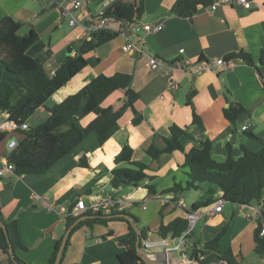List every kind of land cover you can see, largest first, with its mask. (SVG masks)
<instances>
[{
	"label": "crops",
	"instance_id": "obj_1",
	"mask_svg": "<svg viewBox=\"0 0 264 264\" xmlns=\"http://www.w3.org/2000/svg\"><path fill=\"white\" fill-rule=\"evenodd\" d=\"M38 1H2L0 21L7 16L12 17L23 24L22 29L26 28L29 32L34 29L38 33L39 40L27 53L43 64L50 76L57 72L67 57L78 54L81 42L90 41L85 24L101 12L116 17L121 13L137 26L162 23L163 29L157 33H146L138 27L129 34V38L137 43L136 47L146 52V57L136 52H124L122 48L127 40L117 31H105L116 34V37L87 53V68L34 115L44 113L39 119L45 122L51 107L79 92L97 76L126 73L133 76L131 88L140 96L135 107L143 119L139 124H134V113L128 110L119 121V131L104 145L100 144L97 133H92L75 149L73 155L64 158L45 174H6L0 177L3 217L7 222H18L20 238L26 247V250H17L16 254L27 264H48L56 241L71 230L70 246L62 264H122L118 255L126 250V246L120 241L132 237L128 223L112 220L107 225L82 226L73 231L78 222L88 217H81L68 230L65 229L64 221L71 207L73 215L78 216L76 208L79 200H84L89 207L110 197H127L130 204L122 212L140 219V228L149 229L148 239L140 247L148 256L144 243L147 241L154 245L150 251L156 256L150 264H185L178 251H168L166 254L167 249L177 244V238L162 237L159 234L160 225L162 222L168 224L177 218H185L186 212L194 211L192 208L197 202L216 201L224 197L222 191L216 186L200 185L195 191L203 194L199 199L198 195H194L195 201L189 208L185 201L188 191L178 194L176 197L179 200L172 202L176 194L150 195L145 187L140 191L123 187L115 189L111 185L113 170L118 167L134 168L133 163L116 165L115 158L126 146H131L133 160L149 165L146 173L155 178L150 184L161 192L171 189L175 184L185 188L190 181L185 153H166L158 160H153L148 154L152 147L160 150L166 147L165 140L171 137L175 126L186 132L182 137L186 152L201 148L209 140L217 161L225 160L228 145L232 147L235 157L241 156V145L254 152L264 147V63L259 72L256 67L242 60L232 59L236 62L232 70L214 68L200 75L181 72L169 66L159 72L148 67V57H158L168 65L177 60L197 64L203 60L226 59L234 53H248L256 63L262 57L264 60V0H255V5L259 7L252 10L220 7L213 14L207 12V7L200 6L192 18H181L172 13L178 0H83L84 12L75 13L81 24L75 27H71L60 14L62 8L70 7L69 0H42L41 4ZM69 46L73 49L70 55L67 54ZM181 50L184 52L181 53ZM5 77L7 79V74ZM173 79L177 88L171 91L169 86ZM1 82L0 101L7 89V84L1 88ZM127 94L126 90L114 92L102 103L101 108L119 111L127 101ZM226 96L247 109L236 125H232L224 116V109L229 106ZM194 113L200 123L194 122ZM5 115L0 111V118ZM96 117V114H90L82 120V124L88 125ZM31 119L28 124L33 127ZM244 126L246 130H243ZM0 149V154H4L5 142L0 143ZM82 157L87 158L88 168L80 166ZM35 194L41 199H34ZM179 201L184 202L185 209L177 206ZM144 203L146 209L142 207ZM263 207L264 202L244 207L228 204L230 214L225 213L224 207L222 212L205 219L190 236L192 247L187 252L189 262L186 264H199L191 256L194 248H202L204 243L225 228L228 231L221 240V252L231 249L238 264H264V256L255 253L254 241V230L261 219ZM89 212L94 213L89 209L79 215ZM11 261L10 254L7 255L0 248V264H11Z\"/></svg>",
	"mask_w": 264,
	"mask_h": 264
},
{
	"label": "trees",
	"instance_id": "obj_2",
	"mask_svg": "<svg viewBox=\"0 0 264 264\" xmlns=\"http://www.w3.org/2000/svg\"><path fill=\"white\" fill-rule=\"evenodd\" d=\"M213 0H178L172 9V13L181 18H192L197 14L200 6L207 7ZM107 14V13H106ZM108 15V14H107ZM117 16V15H116ZM118 18L131 21L129 18L118 14ZM23 24L12 17H5L0 21V81L5 74L8 75V85L4 97L0 101V111L10 115V119L21 125L29 120L41 109L46 107L54 95L65 87L79 73L88 66L85 55L94 51L99 45L112 40L116 34L101 31L96 33L90 41L81 42L78 46V54L75 57H67L57 72L50 76L43 64L38 63L28 55V50L39 40L38 33L33 29L21 36ZM226 59L242 60L256 67L260 72L263 65V57L256 63L250 54H230ZM200 60H203L202 58ZM264 82V79L262 78ZM133 76L126 73H117L112 76L99 75L89 84L74 95L67 97L59 104L49 109L47 120L35 127L29 125L24 132L25 137L20 141L17 149L8 155V161L15 167V176L40 175L47 173L64 158L74 154L77 147L92 134L97 133L101 145H104L119 129V121L131 110L134 113V124H139L143 117L136 110L135 104L140 98L139 94L131 88ZM126 90L127 101L119 111H110L101 108L102 103L114 92ZM229 95V94H228ZM229 106L224 109L225 118L236 125L238 118L247 112V109L239 103L230 101L226 96ZM191 102V97L190 101ZM192 106V104H190ZM90 114H96L88 125H83L82 120ZM194 122L200 123L198 116L194 113ZM186 132L178 126L173 127L170 138H167L166 147L162 150L152 147L148 154L153 160H158L161 155L181 151L185 153V166L189 167L190 181L184 188L181 184H175L168 190L158 192L155 185L150 184L155 178L146 173L149 165L144 162L134 161L132 158L133 148L126 146L115 158V164L133 163L134 168L118 167L112 172L111 185L118 189H137L144 186L150 195L164 196L176 194L171 200L177 202L178 194L195 190L200 185L216 186L222 191L228 204L237 207L252 206L254 203L264 202V147L254 152L245 145H241L242 154L235 157L233 149L227 146L228 155L223 161H217L213 157V144L211 141L203 143L201 148H193L186 152L182 143V137ZM250 137H254L250 135ZM6 138L4 134L0 142ZM80 166L88 168L86 157L80 159ZM215 200L200 201L193 205V210L210 206ZM73 207L65 216L64 226L68 230L74 226L81 217H88L78 222L73 231L82 226H93L95 224L107 225L112 220H121L129 224L132 237L121 240L126 250L118 255L122 264H146L138 253V243L148 239L149 229L141 226V220L126 213L113 210L106 214L104 211L85 215H73ZM120 214H129L140 228L138 236L127 219L117 217ZM114 217V218H110ZM0 218L6 226V232L0 226V248L9 255L10 246L14 249V260L11 264H27L18 257L16 251L26 250L19 233L18 222H7L2 214L0 205ZM263 220V221H262ZM264 223V207L261 210V219L254 230L255 253L264 256V237L260 235ZM188 227L185 218H177L174 221L162 224L159 234L164 237L176 239L180 237ZM228 228L218 233L212 240L203 244L202 248H194L192 258L199 264H238L233 251L228 249L221 252L219 249L221 240L226 235ZM63 237L55 244L48 264H55ZM70 239L63 251L60 264H62ZM200 257H203L202 259Z\"/></svg>",
	"mask_w": 264,
	"mask_h": 264
},
{
	"label": "built area",
	"instance_id": "obj_3",
	"mask_svg": "<svg viewBox=\"0 0 264 264\" xmlns=\"http://www.w3.org/2000/svg\"><path fill=\"white\" fill-rule=\"evenodd\" d=\"M4 0H0V3ZM44 2L51 0H43ZM70 7L62 8L60 14L64 20H67L71 27H75L81 24V20L75 15L77 11L84 12L83 9V0H69ZM108 5V2L105 3V6ZM220 7H236L242 8L244 10H252L259 5H255V0H213V2L207 6V12L210 14L215 13ZM141 28L146 33H157L163 29V24H143L136 25L132 22L120 19L116 16L107 15L105 12H101L92 18L90 23L85 24L86 33L89 35V40L92 39V35L99 33L101 31H117L120 36L127 40V43L123 46V51L127 53L136 52L142 57H146L147 54L144 50L138 49L136 46V42L130 39V33L136 31L137 28ZM181 53L184 50L180 51ZM236 65L235 60L219 58L212 61H200L197 64H192L188 60H177L172 65H168L162 59L158 57H148V67L154 71H161L165 67H172V69H177L181 72H189L195 75H200L205 72L212 71L214 68H218L220 71L222 70H232ZM171 91H174L177 88V83L172 80L169 86ZM29 129L28 123H23L21 125L17 124L15 121L10 119V115L6 114L4 117L0 118V138L4 134L6 138H4L0 143H6V150L4 154H0V177L9 174L11 176H15V167L13 164H10L8 161V155L18 148L20 141L25 137L24 132ZM247 127L244 126L243 130H246ZM144 187L140 186L137 190H143ZM41 199L38 195H34V199ZM227 200L224 197H221L215 201V203L211 206L199 208L197 210L186 212V220L188 222L187 230L177 238V244L168 251H178L183 256V262L186 264L189 262L187 257V252L191 249L192 243L190 241V236L196 230L201 222L205 219L215 216L217 213L223 211L224 207L227 205ZM130 204V201L127 197H121L119 199H115L114 197H110L108 199H104L94 203L91 206H87L84 200H79L77 203V215L87 212V210H92L94 213H98L100 211H104L107 213H111L112 210H116L118 212L125 211L127 205ZM177 206L185 209V204L183 201H179ZM143 209L147 208L146 203L143 204ZM260 235L264 237V223L262 225ZM154 246L150 242H145L144 247L148 256L151 259H154L156 253L151 252L150 250ZM201 259L203 257H200ZM168 259V258H167Z\"/></svg>",
	"mask_w": 264,
	"mask_h": 264
},
{
	"label": "water",
	"instance_id": "obj_4",
	"mask_svg": "<svg viewBox=\"0 0 264 264\" xmlns=\"http://www.w3.org/2000/svg\"><path fill=\"white\" fill-rule=\"evenodd\" d=\"M72 51H73L72 47L69 46V47H68L67 54L70 55V54L72 53ZM118 216H119V217H124V218H126V219L131 223V225H132L133 228L135 229L136 233H137L138 235H140V230H139V228L137 227V225H136V223H135V221H134V219H133L132 217H130V216L127 215V214H120V215H118ZM82 219H84V218H82ZM82 219H81V220H82ZM0 226H1V227L4 229V231L6 232V226H5L4 223L2 222L1 218H0ZM70 232H71V230H68L67 233H66V235L64 236V238H63V240H62V244H61L60 250H59V252H58V255H57V258H56L55 264H60V262H61L62 255H63V251H64V249H65V247H66V245H67V242H68V239H69ZM138 251H139V253L141 254L142 258H143L144 260H146V262H148V263L150 264V262L152 261L151 258H150L149 256H147V255L144 253V251H143V249L140 247V244H139V243H138ZM9 254H10V256L12 257V260H14V249H13L12 246H10ZM15 264H18V263L15 262Z\"/></svg>",
	"mask_w": 264,
	"mask_h": 264
},
{
	"label": "rangeland",
	"instance_id": "obj_5",
	"mask_svg": "<svg viewBox=\"0 0 264 264\" xmlns=\"http://www.w3.org/2000/svg\"><path fill=\"white\" fill-rule=\"evenodd\" d=\"M42 0H40V1H38L39 3L41 2ZM41 4V3H40ZM27 33H29V31H27V29L25 28V29H22V30H20V32H19V35H21V36H23V35H25V34H27ZM2 82H1V88H3V84H7L8 85V83H9V81H8V75H7V79H6V77L5 78H3L2 80H1ZM51 104V103H50ZM44 116V113H41L40 115H36V116H34L32 119H31V123H32V125H33V127H35V126H37V125H39V123H43V122H40L41 121V119H39L40 117H43ZM0 151H1V149H0ZM203 193L201 192V191H195V190H191V191H188L187 193H185V201H186V206L187 207H189V208H191V206H192V204H193V202L195 201V199H194V195L195 196H197V199H199L200 198V196L202 195ZM217 200V199H216ZM213 205V204H212ZM211 206V205H210ZM225 213L226 214H230L229 213V211H228V204L225 206ZM199 232V229H197V232L196 233H198ZM244 264H247L246 262L244 263Z\"/></svg>",
	"mask_w": 264,
	"mask_h": 264
},
{
	"label": "clouds",
	"instance_id": "obj_6",
	"mask_svg": "<svg viewBox=\"0 0 264 264\" xmlns=\"http://www.w3.org/2000/svg\"><path fill=\"white\" fill-rule=\"evenodd\" d=\"M144 187V186H143Z\"/></svg>",
	"mask_w": 264,
	"mask_h": 264
}]
</instances>
